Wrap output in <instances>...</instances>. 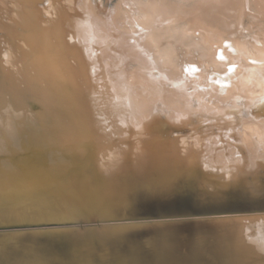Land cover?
Masks as SVG:
<instances>
[{"label":"bare ground","instance_id":"obj_1","mask_svg":"<svg viewBox=\"0 0 264 264\" xmlns=\"http://www.w3.org/2000/svg\"><path fill=\"white\" fill-rule=\"evenodd\" d=\"M138 27L148 31L139 33ZM228 37L232 52L217 46ZM6 79L12 82L10 94L43 104L48 112L42 123L51 122L56 134L67 137L77 125L84 130L76 133L78 139H95L96 164L113 190L125 189L116 173L130 171L140 185L148 184L138 190L140 199L155 205L188 182L184 195L226 202L239 189L241 207L264 208V115H253L250 107L264 99V0H0V82ZM5 100L0 118L8 127ZM234 110L239 113H227ZM152 117L177 130L166 149L155 147L158 154L140 146V131L149 122L142 123ZM122 124L135 133L132 146L109 142ZM5 192L0 186L2 206L9 201ZM25 202L0 207V221L60 220L70 214L67 203L62 212L46 199ZM203 226L202 235L194 233L184 244L174 237L182 228L178 224L147 226L139 241L135 233L144 227L105 231L102 238L121 241L128 235L130 245L143 246L156 255L155 262L179 250L173 258L183 264H215L214 255L224 251L231 264H264V212ZM200 237L215 248L196 246ZM13 245L21 251L33 245L48 262L58 259L35 240ZM101 245L85 247L70 263L136 264Z\"/></svg>","mask_w":264,"mask_h":264},{"label":"water","instance_id":"obj_2","mask_svg":"<svg viewBox=\"0 0 264 264\" xmlns=\"http://www.w3.org/2000/svg\"><path fill=\"white\" fill-rule=\"evenodd\" d=\"M137 29L139 33L148 31L144 27ZM29 30L32 28L30 27ZM229 38L232 37H228V40L217 46L232 52ZM190 70H192L190 72H196L195 68ZM11 83L7 79L0 82V87H5L8 91L7 94L2 95L3 89H0V100L5 96L6 106H8L7 119H9L7 127L4 118H0V186L10 195L7 198L9 200L7 204L3 206L0 204V207L17 208L19 204H26V200L30 202V200L46 199L62 212V204H69L71 215L67 213L60 220L46 218L43 221L16 224L7 219L0 221V264H71L70 262L78 258L82 252L85 253V247H100L101 243L108 246L106 251L114 257L115 253H123L136 264H183L184 261L181 263L180 259H174V256L179 254V250L168 252L173 254L164 253L160 261L155 262L156 255H151L143 246L141 249H135L130 245L132 242L128 235L121 241H103L102 234L118 228L144 227L145 229L147 226L156 224H178L182 228L178 227L176 236H173L180 244H184L194 233L202 235V230L207 227L203 225H208L210 222L220 218H234L264 212V208L241 207L245 200L242 196L243 192L239 189L234 190L226 202H211V200L184 195L187 189H191L188 182L179 187L175 197L155 205L151 200L140 199L138 190L147 189L148 184L144 182L140 185V178L130 171L116 173V179L124 184L125 189L113 190L96 164L95 139L91 137L78 139L76 133L84 130L77 125L67 137L64 133L63 136L56 134L54 127L50 125L51 122L50 124L42 123L43 114L47 111L43 104L23 94L20 97V93L15 95L14 91L10 94L8 85ZM216 83H220L221 87L226 85L219 80ZM254 104L256 106H250L254 108L253 115H264V99L260 101L256 99ZM227 113L236 114L239 111ZM146 121L149 124L140 131L142 133L140 136H144L140 139V146L142 149L147 148L151 154H158L159 150L155 147L158 145L163 150L166 149L173 137L172 133L177 130L164 119L152 117V120H145L143 123L141 121V123L144 125ZM50 126L53 129L49 128ZM122 127V131H116L109 142L115 145L132 146L136 143L133 138L135 133L131 129L124 130L128 128L124 124ZM199 128H204V125H200ZM123 133L125 136L122 135ZM158 170L159 166L147 170L146 175ZM81 181H87L90 186L84 189L79 188ZM32 188L36 190L29 195L22 193ZM81 203L83 207L80 206ZM100 204H103L105 210L97 209L100 208ZM196 223L203 225L196 228ZM144 229L136 231V237H134L136 241L147 235ZM94 235L101 236L102 240H90L95 242L88 243L87 238ZM24 239L39 242L45 250L50 251L51 258L58 259L48 262L42 258L39 248L33 245H27V249L23 251H21L23 247L13 245ZM205 239L198 238L195 241L196 246L204 250L214 249L212 241L206 243ZM153 240L155 243V239ZM224 252L221 255H214L215 264H231L228 260L229 256Z\"/></svg>","mask_w":264,"mask_h":264},{"label":"rangeland","instance_id":"obj_3","mask_svg":"<svg viewBox=\"0 0 264 264\" xmlns=\"http://www.w3.org/2000/svg\"><path fill=\"white\" fill-rule=\"evenodd\" d=\"M250 13H254V14H255L256 12H254V11H253V12H252V11H250Z\"/></svg>","mask_w":264,"mask_h":264}]
</instances>
